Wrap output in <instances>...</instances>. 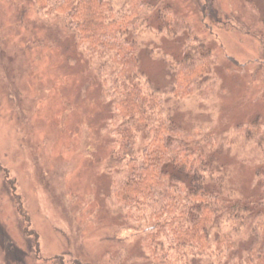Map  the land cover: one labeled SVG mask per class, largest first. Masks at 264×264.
Instances as JSON below:
<instances>
[{"label": "rangeland", "instance_id": "rangeland-1", "mask_svg": "<svg viewBox=\"0 0 264 264\" xmlns=\"http://www.w3.org/2000/svg\"><path fill=\"white\" fill-rule=\"evenodd\" d=\"M109 1L114 11L127 8L128 0ZM142 5L132 34L137 82L150 104L145 118L149 126L171 120L205 133L207 160L227 183L224 193L259 210L237 231L244 239L230 258L253 245L264 251L262 0ZM166 6L215 55L219 84L210 100L172 96L185 33L159 30L157 15ZM108 67L107 89L122 97ZM105 88L62 17L44 16L33 0H0V264H152L145 222L129 221L109 205L107 166L119 168L113 157L132 145L117 134L118 124L110 125L116 112ZM253 120L262 124L260 144L235 131Z\"/></svg>", "mask_w": 264, "mask_h": 264}, {"label": "trees", "instance_id": "trees-1", "mask_svg": "<svg viewBox=\"0 0 264 264\" xmlns=\"http://www.w3.org/2000/svg\"><path fill=\"white\" fill-rule=\"evenodd\" d=\"M33 1L44 16L62 17L78 49L101 75L105 94L116 112L110 125L118 124L117 134L132 145L113 157V162H120L119 168L107 166L112 177L109 205L129 221L145 222L152 264H194L193 259L199 257L207 259V264H264V251L254 245L240 259L230 258L244 239L237 231L259 210L247 199L230 198L224 193L227 183L213 175L217 171L207 160L202 141L205 133L186 131L171 120L149 126L145 118L150 104L141 96L137 82L132 34L142 0H128L127 8L121 11H114L109 0ZM157 17L159 30L167 35L185 33L181 56L174 65L173 98L210 100L219 84L211 48L196 37L184 17L169 7ZM106 67L122 97L107 89ZM261 126L253 120L236 126L235 131L260 144ZM121 127L124 130L120 133ZM145 130L147 140L136 150L137 136ZM118 147L124 150L121 144ZM7 248L13 255L11 244Z\"/></svg>", "mask_w": 264, "mask_h": 264}]
</instances>
